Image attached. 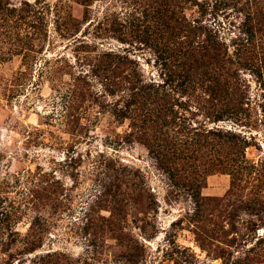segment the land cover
<instances>
[{
  "label": "rangeland",
  "instance_id": "374dc122",
  "mask_svg": "<svg viewBox=\"0 0 264 264\" xmlns=\"http://www.w3.org/2000/svg\"><path fill=\"white\" fill-rule=\"evenodd\" d=\"M0 264H264V0H0Z\"/></svg>",
  "mask_w": 264,
  "mask_h": 264
}]
</instances>
